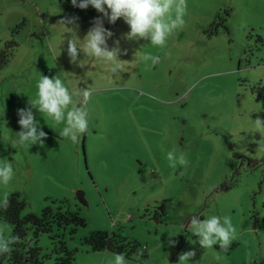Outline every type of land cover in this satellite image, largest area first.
I'll use <instances>...</instances> for the list:
<instances>
[{
    "label": "rangeland",
    "instance_id": "obj_1",
    "mask_svg": "<svg viewBox=\"0 0 264 264\" xmlns=\"http://www.w3.org/2000/svg\"><path fill=\"white\" fill-rule=\"evenodd\" d=\"M64 17L77 18L67 26L82 40L102 14L62 0H0V52L13 39L19 46L0 70V162L14 170L10 183L0 184V201L5 192L20 193L23 216L52 206L87 220L75 234L55 228L40 237L46 264H55L58 236L78 250L74 264H110L113 253L83 244L94 231L137 241L143 255L127 264H179L189 250L196 253L189 264H264V153L255 131L257 116L264 119V0H187L185 25L163 48L127 39L122 18H104L113 33L109 48L119 41L118 58L127 61L111 78L106 65L83 53L84 67L70 62L72 33L58 24ZM219 17L227 28L210 35ZM57 37L62 52L54 55L48 39ZM137 53L158 55L160 63L140 62ZM41 75L95 90L89 130L78 143L61 138L63 125L32 109L47 139L43 147L14 146L18 109L30 107ZM173 149L186 155L187 167H169ZM192 215L231 216L237 232L230 248H202L187 228ZM0 227L12 235L6 221Z\"/></svg>",
    "mask_w": 264,
    "mask_h": 264
},
{
    "label": "clouds",
    "instance_id": "obj_2",
    "mask_svg": "<svg viewBox=\"0 0 264 264\" xmlns=\"http://www.w3.org/2000/svg\"><path fill=\"white\" fill-rule=\"evenodd\" d=\"M74 7L87 9L91 5L102 17H97L93 26L81 40L69 24H75L76 17H64L58 24L65 26L72 33L67 40V55L70 62L84 67L86 61L82 60L81 53L93 60L100 61L107 66L110 78L124 71L127 61L119 59V41H114L117 46L109 48L107 41L113 33L104 27V18L109 23L115 24L118 19L129 26L126 34L129 40H146L153 46L163 48L174 31L185 25L184 16L187 12V0H71ZM140 62H151V66L160 63V57L152 54H138ZM36 95L30 97V107L18 109L21 130L16 133L17 139L14 146L39 144L44 145L47 133L43 131L34 117L32 109H37L43 118L51 120L54 126L63 125L59 135L63 139L78 143L80 137L89 130L88 102L94 89L70 87L59 76L49 77L41 75L36 83ZM255 131L261 134L257 151L264 153V119L257 116L255 119ZM166 159L169 167L176 169L178 166L187 167L188 160L183 152L179 154L175 149L168 151ZM13 166L8 161L0 162V184L7 186L13 179ZM9 206V194L4 193L0 207ZM188 230L198 238L199 245L204 249H211L215 245L227 251L232 241L236 238L237 229L232 223L231 216L211 215L201 219L198 215H192ZM19 242V237H13L5 233L0 227V255L10 254L11 246ZM175 246L176 241H169ZM139 256L143 252L138 250ZM196 255L194 250L184 251L179 254V264H189L191 258ZM114 259L110 264H127L125 255L113 254Z\"/></svg>",
    "mask_w": 264,
    "mask_h": 264
},
{
    "label": "trees",
    "instance_id": "obj_3",
    "mask_svg": "<svg viewBox=\"0 0 264 264\" xmlns=\"http://www.w3.org/2000/svg\"><path fill=\"white\" fill-rule=\"evenodd\" d=\"M220 27H225L222 22L213 24L214 32L210 35L218 33ZM17 42L13 39L6 43L4 49L0 52V70L9 64L14 57L15 50L18 48ZM264 96V87L262 88ZM222 190H230V186L223 185ZM27 204L20 193H14L9 196V206L7 208L0 207V219L6 221L11 229L13 237H19V242L11 246L10 254L0 255V264H46L49 255H43L42 249L38 246L39 239L44 234H52L57 229L67 230L71 228V234H75L79 228L87 226V220L79 211L71 209L62 210V208H54L47 206L41 215L29 213L23 216ZM162 215L156 214V221L161 222L164 215V207ZM32 232L31 239L28 238ZM59 241L55 249L57 257L55 264H74L76 262V253L78 250H71L63 238L58 236ZM93 252L122 253L125 259L134 260L139 256L138 250L141 245L137 241H130L121 235L109 233L107 231H94L83 240Z\"/></svg>",
    "mask_w": 264,
    "mask_h": 264
},
{
    "label": "crops",
    "instance_id": "obj_4",
    "mask_svg": "<svg viewBox=\"0 0 264 264\" xmlns=\"http://www.w3.org/2000/svg\"><path fill=\"white\" fill-rule=\"evenodd\" d=\"M62 1H64L66 4H69L70 6H73L72 3H71V0H62ZM76 24L77 23L75 22V24H71V26L73 27ZM51 40H52V38H49L48 39L49 45L51 47H53L52 50H53L54 55H56L57 52L58 53H61L62 52V49H61V39L59 37H57L55 39L54 43H51Z\"/></svg>",
    "mask_w": 264,
    "mask_h": 264
},
{
    "label": "water",
    "instance_id": "obj_5",
    "mask_svg": "<svg viewBox=\"0 0 264 264\" xmlns=\"http://www.w3.org/2000/svg\"><path fill=\"white\" fill-rule=\"evenodd\" d=\"M77 198H78V201L83 204V205H87V202L86 200L84 199V193L83 192H78L77 194Z\"/></svg>",
    "mask_w": 264,
    "mask_h": 264
},
{
    "label": "flooded vegetation",
    "instance_id": "obj_6",
    "mask_svg": "<svg viewBox=\"0 0 264 264\" xmlns=\"http://www.w3.org/2000/svg\"><path fill=\"white\" fill-rule=\"evenodd\" d=\"M223 19L221 17L218 18V21H215L214 24H220L222 23Z\"/></svg>",
    "mask_w": 264,
    "mask_h": 264
}]
</instances>
